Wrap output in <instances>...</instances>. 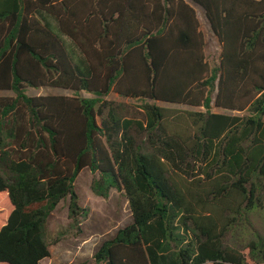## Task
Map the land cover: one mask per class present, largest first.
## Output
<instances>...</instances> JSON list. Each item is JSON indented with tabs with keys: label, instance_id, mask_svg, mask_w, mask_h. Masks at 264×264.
I'll list each match as a JSON object with an SVG mask.
<instances>
[{
	"label": "trees",
	"instance_id": "trees-1",
	"mask_svg": "<svg viewBox=\"0 0 264 264\" xmlns=\"http://www.w3.org/2000/svg\"><path fill=\"white\" fill-rule=\"evenodd\" d=\"M189 1L0 0V264L88 217L85 169L132 213L95 264H264V0Z\"/></svg>",
	"mask_w": 264,
	"mask_h": 264
},
{
	"label": "rangeland",
	"instance_id": "rangeland-1",
	"mask_svg": "<svg viewBox=\"0 0 264 264\" xmlns=\"http://www.w3.org/2000/svg\"><path fill=\"white\" fill-rule=\"evenodd\" d=\"M200 10V20L207 34V53L212 63L218 61L220 44L210 30L207 19ZM27 94L35 95H72L71 91L55 88H29ZM0 95H11L9 92H0ZM85 97L91 94L81 93ZM109 99L136 104L134 100L123 99L115 93ZM214 111H218L214 109ZM96 174L85 169L76 180V190L79 194L80 205L88 209V217L79 225H74L69 216V198L63 200L48 220L46 226L47 239L50 243V257L42 264H95L94 254L104 240L113 237L116 232L132 222V213L129 202L123 192L111 191L107 199L97 196L92 191V182Z\"/></svg>",
	"mask_w": 264,
	"mask_h": 264
},
{
	"label": "crops",
	"instance_id": "crops-1",
	"mask_svg": "<svg viewBox=\"0 0 264 264\" xmlns=\"http://www.w3.org/2000/svg\"><path fill=\"white\" fill-rule=\"evenodd\" d=\"M187 1H189V0H187ZM190 2V1H189ZM191 3V2H190ZM192 4V6L195 8V10H196V12H197V15H198V17H199V20H200V16H199V14H200V10L198 11L197 10V8L196 7H199L200 9H202V15H203V17H205V19H206V14H205V11H204V9L203 8H201L200 6H198V5H196V4H193V3H191ZM201 21V20H200ZM202 23V22H201ZM45 260V259H44ZM43 262V261H42ZM42 262H41V264H42Z\"/></svg>",
	"mask_w": 264,
	"mask_h": 264
}]
</instances>
